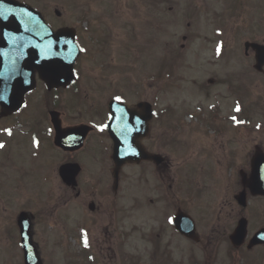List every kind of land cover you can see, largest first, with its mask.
Wrapping results in <instances>:
<instances>
[{
	"label": "flooded vegetation",
	"instance_id": "1",
	"mask_svg": "<svg viewBox=\"0 0 264 264\" xmlns=\"http://www.w3.org/2000/svg\"><path fill=\"white\" fill-rule=\"evenodd\" d=\"M233 1V9H240L245 0ZM257 4L255 0L254 5ZM160 7L158 0H145L143 5L144 10L155 13H159ZM78 9L76 42L80 55L75 67L76 80L68 89L49 91L45 88L42 107L35 104L34 110L25 108L17 115L0 118V145L4 144L0 161L5 160L0 172L20 166L24 180L33 179L36 168L31 158L40 153L34 148L38 135L49 145L42 152L44 158L82 167L77 187L63 186L53 200L58 217L51 220V227L60 233L59 264H147V242L155 245L154 251L150 246L151 256H159L162 248L169 246L178 249L179 241L199 247L200 253H205L213 242L216 247L227 244L228 235L248 207L261 211L258 227H264V196L247 193L243 210L236 201L242 191V177L249 174L250 165L264 163V68L262 73L255 71L254 60L248 59L245 65L238 63L230 69H222L214 80L208 81L212 89L207 92L212 99L209 107L213 108H199L200 113L192 115L189 133L193 145L188 165L179 166L175 162L179 125L170 110L157 107L162 100V73L147 68L145 59L137 55L135 49L130 52L129 47L116 44L111 29L99 28L91 3L81 2ZM219 18L221 32L246 36L233 43V48L246 43L264 45V12L226 9ZM245 56L254 58L251 50ZM243 76L249 77L251 83ZM71 87L80 92L78 112L67 109L64 98H56ZM243 96L248 102L245 109ZM115 101L125 106V117H113L117 111L112 107ZM145 102L152 105L149 116L146 108H136ZM236 102L241 111L234 107ZM52 112L57 113L56 119L63 128L89 127L80 150L64 152L51 145ZM136 119L143 132L141 147L163 160L158 164L146 160L124 167L118 188H114L112 171L96 166L111 161L112 141L106 126L116 129L123 121L128 128L138 129ZM7 137L10 138L7 140ZM89 139L94 140L90 148ZM168 148L169 154L166 153ZM204 192H210L214 205L223 204V207H218L216 219L212 220V232L200 230L197 225L198 240L194 242L173 229L172 217L180 210L191 216L195 206L192 201ZM7 201L18 206L16 199ZM204 208L207 210L208 204ZM12 221L13 234L6 232L8 227L4 226L0 232V254L7 256L0 255V264H23L16 219ZM207 221L204 218L202 222ZM45 222L34 218L35 236L46 231L36 230L38 223ZM44 241H36L41 254ZM246 249L245 244L239 250ZM181 251L185 248L181 247ZM187 253L192 252L187 250ZM251 253L255 260H264V245L252 248Z\"/></svg>",
	"mask_w": 264,
	"mask_h": 264
},
{
	"label": "rangeland",
	"instance_id": "2",
	"mask_svg": "<svg viewBox=\"0 0 264 264\" xmlns=\"http://www.w3.org/2000/svg\"><path fill=\"white\" fill-rule=\"evenodd\" d=\"M21 2L28 3L31 6L36 7L45 18L53 25H58V20L54 16L53 12L58 10L61 16L66 18V23L73 25L75 23L74 13L75 6L79 0H19ZM95 2L96 11L103 14L102 17H109L112 15V19L109 20L112 23V31L115 35V43L118 45L126 46L137 49L139 42L146 44L147 56L155 55V62L159 61L165 68H163V73H169L170 75H183L186 76L185 71L175 72L170 67L172 61L177 60L180 65L186 66V62L192 59H199L201 61L210 60L212 58L209 50H214V43L209 42L208 38L213 36L209 35V30L206 22L202 19L204 16H208V7L214 0L205 1L202 4L203 10H197L199 14L196 16L198 20H193V18H185L183 13L186 12V5L184 0H169L176 2L177 11L179 14L175 13L173 16L166 11L168 6H173L172 3H168V0H163L161 15L163 13L161 29L158 34L155 32V26L159 23V18L155 19L154 14L149 21L147 15L141 10L142 0H93ZM204 1V0H201ZM200 1V2H201ZM138 4H134V3ZM116 3V11L113 9V4ZM190 14V9L188 10ZM183 16V17H182ZM97 22H101L97 20ZM191 23L194 26V30H187V23ZM160 26V25H159ZM111 27V26H110ZM132 32L136 33V37H133ZM103 35H100L102 37ZM186 36L187 42H182V37ZM206 44H209L207 46ZM184 45L181 51L180 47ZM162 49V56H161ZM214 59V56H213ZM148 61V60H147ZM171 62V63H170ZM169 64V65H168ZM181 70H185L183 67ZM168 92H177V89H170ZM69 99V94L65 96ZM74 97V96H72ZM187 90H184V95H163L164 106H180L187 105L188 99ZM190 105H197V101H192ZM189 105V106H190ZM47 147L49 145L45 144ZM35 165H38L35 163ZM54 185L52 184V187ZM10 185L4 180L1 181V191L5 195L7 189ZM11 212L7 213V227L10 229L12 227ZM195 214V213H194ZM198 214V213H196ZM195 214V215H196ZM212 221V220H210ZM6 222L0 218V226H3ZM46 246H50L48 242L51 239H46ZM57 254L58 251L55 250ZM195 263V260H194ZM51 264V263H50ZM171 264V263H167ZM240 264H246L242 261Z\"/></svg>",
	"mask_w": 264,
	"mask_h": 264
},
{
	"label": "water",
	"instance_id": "3",
	"mask_svg": "<svg viewBox=\"0 0 264 264\" xmlns=\"http://www.w3.org/2000/svg\"><path fill=\"white\" fill-rule=\"evenodd\" d=\"M28 19L31 21L30 26L34 28H39L38 26H40V29H42L40 31L39 38L36 40V45H37L35 46L36 50L40 51V49H42L44 39L50 38L51 42L57 41L59 43L57 49L55 48L54 45H52L51 47V50L54 49L58 53V57L60 60V68H59L60 72L58 73V79H52L51 82L55 86L68 84L72 78V67L77 57V51L75 48L73 35L69 31H59L53 34L49 30V28L47 29L45 26L44 27L42 26L43 25L42 19L41 18L39 19L38 14L34 12H31V14H29ZM44 28L48 30V33L45 32ZM20 220L24 221L25 218L20 217ZM244 225H242V227L239 230L240 237L244 236L243 234L245 228L243 227ZM20 226L23 228V230L25 229L27 230L29 228V225L21 224ZM22 237L23 238L27 237V234L24 233ZM30 244H31V240H30V236L28 235V238H25L23 242L24 250L26 252V263L28 262V260L32 261L33 258H35V254L33 252V249L30 247ZM28 252L30 253L29 256H27Z\"/></svg>",
	"mask_w": 264,
	"mask_h": 264
},
{
	"label": "snow or ice",
	"instance_id": "4",
	"mask_svg": "<svg viewBox=\"0 0 264 264\" xmlns=\"http://www.w3.org/2000/svg\"><path fill=\"white\" fill-rule=\"evenodd\" d=\"M117 99H119V98H117ZM0 147H3V145H0ZM85 246H87V241H85Z\"/></svg>",
	"mask_w": 264,
	"mask_h": 264
}]
</instances>
